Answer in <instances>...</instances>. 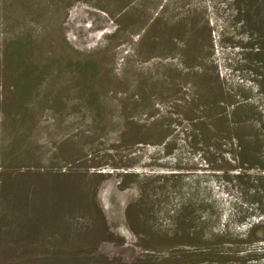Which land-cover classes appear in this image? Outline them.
<instances>
[{"label":"rangeland","instance_id":"rangeland-1","mask_svg":"<svg viewBox=\"0 0 264 264\" xmlns=\"http://www.w3.org/2000/svg\"><path fill=\"white\" fill-rule=\"evenodd\" d=\"M0 264H264V0H0Z\"/></svg>","mask_w":264,"mask_h":264}]
</instances>
